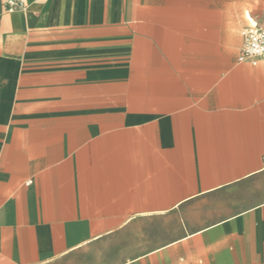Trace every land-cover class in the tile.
<instances>
[{
	"label": "crops",
	"instance_id": "0c3cea01",
	"mask_svg": "<svg viewBox=\"0 0 264 264\" xmlns=\"http://www.w3.org/2000/svg\"><path fill=\"white\" fill-rule=\"evenodd\" d=\"M264 0H0V264H264Z\"/></svg>",
	"mask_w": 264,
	"mask_h": 264
},
{
	"label": "built area",
	"instance_id": "2783aa9c",
	"mask_svg": "<svg viewBox=\"0 0 264 264\" xmlns=\"http://www.w3.org/2000/svg\"><path fill=\"white\" fill-rule=\"evenodd\" d=\"M8 12L26 10L28 0H4ZM243 46L238 56V62L257 64L264 56V27L257 22L247 26L242 31Z\"/></svg>",
	"mask_w": 264,
	"mask_h": 264
},
{
	"label": "rangeland",
	"instance_id": "374dc122",
	"mask_svg": "<svg viewBox=\"0 0 264 264\" xmlns=\"http://www.w3.org/2000/svg\"><path fill=\"white\" fill-rule=\"evenodd\" d=\"M251 16H252V18L254 19V21L257 22L258 19L255 17V15H254L253 13H251ZM253 19H250V18L247 19V20H248V25H247V26H249V25H251V24H254ZM247 26H246V27H247ZM246 27H245V28H246ZM245 28H243V30H244ZM243 30H242V31H243Z\"/></svg>",
	"mask_w": 264,
	"mask_h": 264
},
{
	"label": "bare ground",
	"instance_id": "6f19581e",
	"mask_svg": "<svg viewBox=\"0 0 264 264\" xmlns=\"http://www.w3.org/2000/svg\"><path fill=\"white\" fill-rule=\"evenodd\" d=\"M248 17H249L250 19H253L251 15H248ZM253 21H254V19H253ZM254 22H256V21H254Z\"/></svg>",
	"mask_w": 264,
	"mask_h": 264
}]
</instances>
